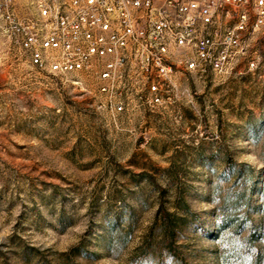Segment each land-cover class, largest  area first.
I'll return each instance as SVG.
<instances>
[{
  "label": "rangeland",
  "instance_id": "obj_1",
  "mask_svg": "<svg viewBox=\"0 0 264 264\" xmlns=\"http://www.w3.org/2000/svg\"><path fill=\"white\" fill-rule=\"evenodd\" d=\"M250 55L114 119L0 33V264H264V31Z\"/></svg>",
  "mask_w": 264,
  "mask_h": 264
},
{
  "label": "built area",
  "instance_id": "obj_2",
  "mask_svg": "<svg viewBox=\"0 0 264 264\" xmlns=\"http://www.w3.org/2000/svg\"><path fill=\"white\" fill-rule=\"evenodd\" d=\"M263 31L264 0H0L3 37L41 72L90 75L114 119L171 100L180 71L231 74Z\"/></svg>",
  "mask_w": 264,
  "mask_h": 264
}]
</instances>
